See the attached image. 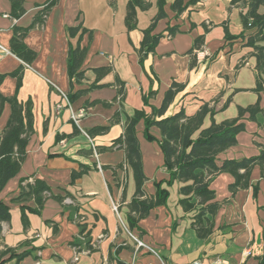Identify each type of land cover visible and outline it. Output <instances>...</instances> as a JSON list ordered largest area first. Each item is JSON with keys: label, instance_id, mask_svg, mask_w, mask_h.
I'll list each match as a JSON object with an SVG mask.
<instances>
[{"label": "crops", "instance_id": "1", "mask_svg": "<svg viewBox=\"0 0 264 264\" xmlns=\"http://www.w3.org/2000/svg\"><path fill=\"white\" fill-rule=\"evenodd\" d=\"M45 1L23 0L25 12L15 18L11 0H0V43L10 48L14 26H30ZM129 1L58 0L44 23L32 27L25 37L27 45L36 51L34 61L26 66L10 54L0 62V74L23 68L20 85L17 77L7 75L0 92L16 95L23 103L30 101L34 117L26 158L19 173L0 192V202L9 205L11 212L10 219L2 223L0 248L28 253L6 264H33L36 260L40 264H150L158 263L159 256L167 264H187L196 259L203 264H259L264 254V176L260 168L255 167L251 175V183H259L257 195L252 185L232 195L229 185L234 177L228 172L214 179L211 187L221 207L213 232L202 238L193 225L194 213L185 211L180 203L182 183L167 184L170 174L164 167L162 136L157 126L150 129L155 139L148 140L144 122L137 124L148 178L145 189L148 195H154L156 182H163L169 197L166 204L153 208L140 220L139 229L130 230L157 254L138 249L136 240L121 227L112 209L113 202L118 203L128 224V205L136 184L133 170L125 162V150L114 147L95 155L90 139L72 120V111H86L80 120L86 131L107 127L91 135L96 147L102 148L123 135L127 119L135 110L150 114L153 107L159 108L173 81L185 88L176 95L165 116L182 107L192 115L209 102L216 110V121L221 122L236 117L240 106L260 100L264 107V91L259 94L254 90L257 73L255 58L250 55L252 48L242 46L240 38L225 37L224 22L232 35L244 31L240 6L232 5L231 0H201L177 15L171 8L174 0H167L166 16L156 21L153 31L163 37L155 52L141 63L138 50L144 30L159 11L158 0H147V9H137L134 28L126 23ZM80 24L86 28L80 43L87 53L81 65L84 78L76 81L68 72V54L70 46L78 44L82 30L73 37L69 28ZM174 25L179 31L170 36L167 28ZM204 33L203 47L212 55L191 68L187 52L195 38ZM98 67L110 70L97 79L93 69ZM93 83L102 86L91 88ZM119 85L124 87L122 98ZM79 90L84 91L77 94ZM62 93L68 95L70 103ZM60 103L63 107L58 109ZM10 114L11 105L5 103L0 113V132ZM245 122L246 130L238 135L237 144L219 154V164L225 159L258 155L260 146L264 147V127L248 119ZM210 123L207 116L205 126ZM119 164L124 166L115 169ZM83 166L88 167L87 171L73 181V171ZM36 179L44 180L51 189L41 212L26 208L25 222L23 205L36 208L37 204L34 199L23 203L15 198L21 184Z\"/></svg>", "mask_w": 264, "mask_h": 264}, {"label": "trees", "instance_id": "2", "mask_svg": "<svg viewBox=\"0 0 264 264\" xmlns=\"http://www.w3.org/2000/svg\"><path fill=\"white\" fill-rule=\"evenodd\" d=\"M201 0H174L171 5L177 15L183 13L190 6L197 4ZM58 0H46L42 9L35 16L33 23L28 27L15 25L10 39V49L13 54L31 64L36 51L31 49L25 42V37L29 30L35 25L44 23L50 10L57 4ZM167 0H158L159 11L151 26L144 30V38L141 48L138 50L140 62L150 54L154 53L157 44L163 37L162 33H153L155 23L166 16L164 6ZM12 16L19 18L25 12L23 0H11ZM232 5L241 7L240 16L244 31L239 35H232L229 32L227 23L224 22L225 37L227 40L241 39L242 46L251 47L250 55L255 58L256 86L257 93L264 91V0H231ZM150 3L147 0H130L127 5L126 23L129 28L136 27L137 9H147ZM205 31H208L206 25ZM79 42L76 46H70L68 54V72L71 79L81 81L85 71L81 70V65L85 59L87 48L81 46L80 39L86 32V28L81 24L69 28V34L76 36L79 31ZM168 34L174 36L179 28L177 25L168 26ZM248 31V33H246ZM206 34H201L195 38L193 46L188 50L190 56V67L198 65L197 52L205 44ZM100 79L105 75L110 67H98L93 69ZM23 68L20 67L8 74H0V85L7 75L17 77L18 85L22 80ZM102 84L93 83L90 87H101ZM185 88V85L173 81L165 93L162 105L159 108L153 107L148 114L143 109H137L128 117L125 130L121 137L117 138L111 146L97 148L98 152L109 150L114 147L125 150V162L131 167L134 174L136 190L129 203L127 220L129 229H139V222L146 217L150 211L162 204H166L169 191L163 182H156V193L148 195L145 189L147 176L143 169V158L139 139L137 136V124L144 122V135L148 140L155 137L150 133L153 126H157L161 131L160 147L164 155V167L170 174L168 185L174 181L182 183L180 187V203L187 212L194 213L193 225L202 238L208 237L214 229L215 217L220 210L221 203L216 200V192L211 187L214 179L223 172H228L234 177V181L229 185L230 192L235 195L241 189L253 186L254 194L259 191V183H251L252 171L255 167L261 170L264 176V147H261L258 155L244 157L242 159H225L221 164L217 162L219 154L236 145L238 135L246 130V120L257 122L264 127V107L260 100L246 107L240 106L238 115L221 122L216 121V110L205 102L200 109L192 114H187L184 107L178 112L165 116L168 107L174 101L176 95ZM84 90H79L82 93ZM119 98L124 95L123 85L118 88ZM11 105V114L7 125L0 132V192L10 179L15 177L26 158L27 146L31 135L34 132V117L31 102L23 103L16 95L4 96L0 92V113L5 105ZM145 103L147 104L146 98ZM210 116L211 123L205 126V119ZM107 127H96L87 131L92 133L105 131ZM124 164L115 167L122 168ZM88 167L83 166L80 170H74L73 181L81 177ZM50 186L42 179L34 182L21 184L20 193L15 200L26 202L34 199L37 207L32 208L23 205V217L26 222V208L35 212H41L47 200V193ZM61 199L60 196H57ZM11 217L9 205L0 202V231L2 223ZM28 252L18 253L10 247L0 248V264H6L11 258L22 259ZM259 264H264V254L259 257Z\"/></svg>", "mask_w": 264, "mask_h": 264}, {"label": "built area", "instance_id": "3", "mask_svg": "<svg viewBox=\"0 0 264 264\" xmlns=\"http://www.w3.org/2000/svg\"><path fill=\"white\" fill-rule=\"evenodd\" d=\"M10 54H13L12 51H11V49L8 48V47H6L2 43H0V62H1L2 58H3V56L10 55ZM197 55H198V60L202 61V60L206 59L207 57H210L212 54H211V52L207 48L202 47L197 52ZM25 65L26 66H29V64H27V63H25ZM62 94H63V97L68 101V103H70L68 95L65 94V93H62ZM57 107H58V109H61L63 107V104L60 103V104H58ZM85 115H86V111L84 109H80L79 111H72L71 112V118H72V120L80 128V130L82 131V133L85 134L90 139L91 147L93 149V152L95 153V155H97V153H98L97 147H96L95 143L93 142L92 137L89 135V133L85 129H83L80 126V120ZM99 168L101 169V165H99ZM112 209L117 214L118 219H119V223H120L121 227L124 228L125 230H127L128 233L136 240V242H137V248L138 249L146 248L149 251L157 254V252L155 251L154 248H152L150 245L146 244L145 242H143L142 240H140L139 238H137L136 236H134V234L130 231L128 224L125 222L124 218L121 215V212H120V209H119V204L116 203V202H113ZM76 259H78V258H76ZM33 264H40V261L39 260H36ZM131 264H134V262H132ZM150 264H167V262L162 257L159 256V262L158 263H150ZM187 264H203V263H202L201 260L196 259V260H193L191 262H188Z\"/></svg>", "mask_w": 264, "mask_h": 264}]
</instances>
